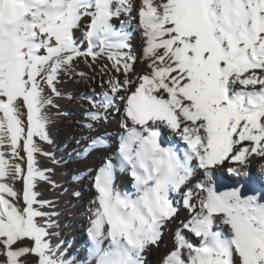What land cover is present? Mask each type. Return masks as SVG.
Segmentation results:
<instances>
[{
  "label": "snow or ice",
  "instance_id": "obj_1",
  "mask_svg": "<svg viewBox=\"0 0 264 264\" xmlns=\"http://www.w3.org/2000/svg\"><path fill=\"white\" fill-rule=\"evenodd\" d=\"M138 59L147 70L133 80ZM80 61L103 87L83 97L76 156L103 157L88 244L70 255L51 243L54 202L37 191L51 169L37 157L51 155L41 145L64 78H88ZM253 157L264 159V0H0V264H145L168 230L161 264H264Z\"/></svg>",
  "mask_w": 264,
  "mask_h": 264
},
{
  "label": "bare ground",
  "instance_id": "obj_2",
  "mask_svg": "<svg viewBox=\"0 0 264 264\" xmlns=\"http://www.w3.org/2000/svg\"><path fill=\"white\" fill-rule=\"evenodd\" d=\"M135 27L136 21H133ZM79 35V33H78ZM142 46V35L139 30L134 32V49L137 55L140 53ZM84 62L80 61L78 64L82 65ZM85 66V64H84ZM92 73L88 78L83 79L75 88L74 94H71L70 88L63 87L61 91L64 95L58 99L57 102L67 100V97L72 96L67 100L66 104H62V116L66 120H61L60 124L63 126L64 131L59 134L60 144L58 145V154L67 166L68 172L66 174L67 186H73V191L80 192V196L74 197L72 205H68L64 222V234L68 237L73 252L83 253L88 244L87 228L89 226L88 218L91 215L89 209L92 207L90 201L95 197V191L92 188L93 174L100 165L103 154L95 152L90 154L86 159L77 158L76 153L81 151L85 146L86 140L81 137H87L88 132L82 127V112L89 107L83 97L92 93L100 92L103 83L100 76V69L98 65L94 66ZM147 70L146 64L142 60H137L134 65V71L131 79L136 80L138 76L142 75ZM107 79V77H104ZM66 102V101H65ZM120 117L114 116L112 121L106 126L107 131L114 139L109 141L111 149H115L119 142L118 135V121ZM79 140V143L77 141ZM107 155H114V151H109ZM251 171L259 174L264 173V159L253 157L251 159ZM227 166V165H226ZM91 170V172L89 171ZM123 176V174H121ZM73 177H77L73 180ZM195 183V180L193 181ZM225 185H231L232 181L225 179ZM120 184L122 188L127 189L128 184L125 180L121 179ZM72 209V212H71ZM187 213L181 209V217L186 216ZM163 243L159 248V254L153 259V264H161L163 254L169 252L172 247V231H166ZM147 253V252H146Z\"/></svg>",
  "mask_w": 264,
  "mask_h": 264
},
{
  "label": "rangeland",
  "instance_id": "obj_3",
  "mask_svg": "<svg viewBox=\"0 0 264 264\" xmlns=\"http://www.w3.org/2000/svg\"><path fill=\"white\" fill-rule=\"evenodd\" d=\"M78 35V33H77ZM83 63L82 65L78 64V69L85 71L88 73H92V69L88 68V66ZM82 78H72L69 79L67 77L64 78L63 82L60 85V88H70L71 94H74L75 88L80 84ZM72 98V96H70ZM70 98L67 97V100ZM67 100L57 102L59 104V109H51L50 116L52 119V124L50 126V134H51V143L44 142L42 143V151L43 153H49V155H38L37 159L39 160L40 167L43 169H51L50 177L52 183H55L56 187L52 186V183L41 181L37 186V191L40 194V198L43 200H51L54 202V206L51 208H45L46 212H54L56 215L52 217L53 226L49 229L51 236L50 240L53 246L60 245V250L64 251L67 249L68 253L71 255L73 253L72 246L70 245V241L66 234H64V222L65 215H67L66 209L68 205H72L73 201V186H67L66 174L68 172L67 166L65 167V163L62 158L58 154V145L59 134L64 131L63 126L60 124L61 120H66L64 116H62V109L64 107L62 104H66ZM57 112L59 114H57ZM17 187H21L20 184H17ZM66 208V209H65ZM72 212V209H71ZM164 239V238H163ZM164 240L159 244L158 247H151L147 253H145V264H153V259L156 255L159 254V248L162 245ZM163 254L162 259L167 255Z\"/></svg>",
  "mask_w": 264,
  "mask_h": 264
}]
</instances>
